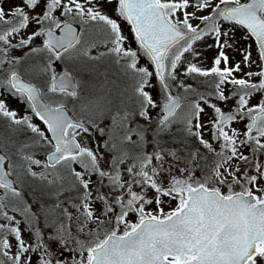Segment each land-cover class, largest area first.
<instances>
[{
    "label": "snow or ice",
    "instance_id": "snow-or-ice-1",
    "mask_svg": "<svg viewBox=\"0 0 264 264\" xmlns=\"http://www.w3.org/2000/svg\"><path fill=\"white\" fill-rule=\"evenodd\" d=\"M0 264H264V0H0Z\"/></svg>",
    "mask_w": 264,
    "mask_h": 264
}]
</instances>
